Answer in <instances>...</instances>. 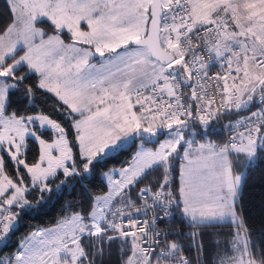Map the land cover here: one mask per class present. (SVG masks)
<instances>
[{
  "label": "snow or ice",
  "instance_id": "snow-or-ice-1",
  "mask_svg": "<svg viewBox=\"0 0 264 264\" xmlns=\"http://www.w3.org/2000/svg\"><path fill=\"white\" fill-rule=\"evenodd\" d=\"M129 142L128 166L104 171ZM262 165L264 0H5L0 264H264L241 206ZM77 187L87 209L66 202L4 254L25 216Z\"/></svg>",
  "mask_w": 264,
  "mask_h": 264
},
{
  "label": "trees",
  "instance_id": "trees-1",
  "mask_svg": "<svg viewBox=\"0 0 264 264\" xmlns=\"http://www.w3.org/2000/svg\"><path fill=\"white\" fill-rule=\"evenodd\" d=\"M5 11V0H0V14H3ZM65 40H67V36L65 35ZM40 107L44 108L45 105L41 104ZM234 116H237L235 114L227 117V119H230ZM217 131L220 133V135L223 137L222 128L218 125ZM199 139V138H198ZM213 140H217V142H221V140L217 139L216 136L212 137ZM202 141V140H201ZM203 142V141H202ZM155 144V143H154ZM135 143H132L129 147L122 148L121 150L110 154V158L108 159L105 167L103 168L104 171L111 169V168H121L128 165L133 155L136 152ZM33 152L36 151V146L33 145ZM6 163H7V157H5ZM176 172L174 173L176 184L178 185V167H176ZM7 171L9 172V175H13V169L11 163H7ZM159 174H154L153 177H150L148 181H145V183H149L151 181H154L156 176ZM106 181L100 177L97 176L94 184L90 185L92 194H102L107 192L106 187ZM143 187V185H141ZM135 194H133L134 196ZM135 197V196H134ZM30 199H33V197H30ZM69 203L72 205H76L77 202H80V204L83 206V208L87 209L89 207V201L87 194L83 192L82 189L79 187L76 188V190L73 192L71 189L69 191H66L63 196L57 198L55 193L52 194V199L44 204L42 206V210L39 212V214L35 215L34 217L31 216H25L24 217V226L20 229L19 232L16 233V235L13 238L12 245L9 246L8 249L5 250V255L9 254L10 252L14 251L16 242L19 240L23 235L27 234V232L30 230V227H48L51 225H54L56 222V219L58 216L63 214L65 203ZM241 206L244 210L245 218L248 220L249 224L257 229H260L261 227H264V165L257 167L255 170H253L248 178L247 183L244 187L242 199H241ZM174 227L180 229L181 233L183 234V243L185 244L186 248V255H193V252L191 250H188V240H187V233L189 232V228L186 224L177 222ZM213 231L218 233H227L230 231V229L226 226H221ZM206 247L209 249V254L212 252V244H211V238L206 237L205 239Z\"/></svg>",
  "mask_w": 264,
  "mask_h": 264
},
{
  "label": "rangeland",
  "instance_id": "rangeland-1",
  "mask_svg": "<svg viewBox=\"0 0 264 264\" xmlns=\"http://www.w3.org/2000/svg\"><path fill=\"white\" fill-rule=\"evenodd\" d=\"M82 26H83V25H82ZM159 138L162 139V138H163V135L161 134ZM132 143H135V144H136L135 147H136V151H137V150L139 149V147H140V145H139L138 142H129V143L125 144L123 148L129 147ZM146 146H147V147H153V148H154V147H156L157 145L154 144V142H153V143H148ZM131 161H132V160H131ZM127 166H128V165H126L125 167H127ZM176 167H178V171H179V162H177ZM116 169H119V168H116ZM106 171H107V170H106ZM177 176H178V182H179V172H178ZM105 181H106V180H105ZM106 183H107V181H106Z\"/></svg>",
  "mask_w": 264,
  "mask_h": 264
},
{
  "label": "built area",
  "instance_id": "built-area-1",
  "mask_svg": "<svg viewBox=\"0 0 264 264\" xmlns=\"http://www.w3.org/2000/svg\"><path fill=\"white\" fill-rule=\"evenodd\" d=\"M246 115V114H245ZM236 119H239V116H234V117H232V118H230V119H227V117L226 118H224V123H228V121L229 120H236ZM222 132H223V137H225L226 138V136H227V131L226 130H224V129H222ZM202 142V141H201ZM135 196V195H134ZM133 196V199H135V197Z\"/></svg>",
  "mask_w": 264,
  "mask_h": 264
},
{
  "label": "crops",
  "instance_id": "crops-1",
  "mask_svg": "<svg viewBox=\"0 0 264 264\" xmlns=\"http://www.w3.org/2000/svg\"><path fill=\"white\" fill-rule=\"evenodd\" d=\"M82 27H84V26H82ZM66 42H67V40H66Z\"/></svg>",
  "mask_w": 264,
  "mask_h": 264
}]
</instances>
